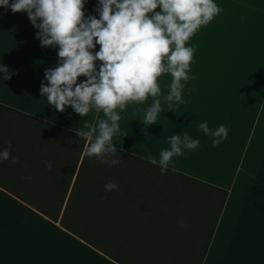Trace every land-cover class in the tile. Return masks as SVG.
<instances>
[{
    "label": "crops",
    "instance_id": "obj_1",
    "mask_svg": "<svg viewBox=\"0 0 264 264\" xmlns=\"http://www.w3.org/2000/svg\"><path fill=\"white\" fill-rule=\"evenodd\" d=\"M97 3L86 0V14L99 18ZM37 31L26 12L13 13L0 6V65L15 73L10 80L0 79V148L11 142V154L18 158L16 163L11 158L0 161V264H134L137 255L153 252L152 245L136 240L203 238L206 235L193 231L203 226L197 218L198 200L175 197L179 191L202 187L216 193L215 187L220 188L226 196L205 237L210 233L201 264H264V26L257 34L256 87L242 55L240 86L226 92L224 122L211 129L223 124L229 132L216 147L210 137L207 175L199 170L198 160L185 161L184 151L169 161V170L210 184L188 187L153 182L155 176L167 177L170 171L161 175L159 166L143 161L155 159L159 165L160 152L170 148L161 130L164 117L186 105L182 98L163 99L173 82L171 73L158 77L157 97L149 95L114 110L121 119L112 138L117 148L113 158L121 161L130 154L138 165L125 168L120 162L110 167L85 153V145L98 135V122L108 119L103 109L92 106L83 117L68 106L59 112L41 97L45 69L57 65L58 48L41 47ZM185 46L193 48L186 71L196 81L199 46L195 41ZM181 85L184 89L182 81ZM156 99L161 100L156 123H141ZM85 131L91 134H79ZM48 162H52L51 171ZM108 181L119 185L118 190L106 192ZM27 192H50L53 205L61 207L58 217L39 211L28 201ZM66 206L73 208L78 222L87 224V231L74 232L60 224Z\"/></svg>",
    "mask_w": 264,
    "mask_h": 264
},
{
    "label": "clouds",
    "instance_id": "obj_2",
    "mask_svg": "<svg viewBox=\"0 0 264 264\" xmlns=\"http://www.w3.org/2000/svg\"><path fill=\"white\" fill-rule=\"evenodd\" d=\"M85 3L86 0H0V6L13 13H27L38 30L36 39L41 47L58 48L57 65L45 69L41 97H46L47 103L59 112L68 106L83 117L92 106L103 109L108 119L98 122V135L85 145V153L111 167L121 162L113 158L117 148L112 138L121 119L114 110L123 109L130 101H144L149 95L157 97L161 91L157 79L165 72L171 73L173 82L163 99L179 101L181 81L188 79L186 70L193 57V48L186 47V42L221 9L214 0H98L97 18L86 14ZM158 7L160 12L155 11ZM97 45L101 47L94 51ZM0 73L3 80L15 75L3 64ZM82 76L85 79L78 83ZM160 110L161 100L156 99L141 123H156ZM199 127L212 137L213 147L229 132L223 124L215 131L209 129L207 122ZM144 131L147 134L146 128ZM79 134L87 137L91 133ZM168 141L170 148L160 152L161 175L167 174L174 155H180L182 149L194 150L200 143L187 132L171 135ZM12 147L9 142L0 148V161L11 158L12 163L17 162L18 158L11 154ZM47 169L52 170V162L47 163ZM118 188L111 181L104 185L106 192Z\"/></svg>",
    "mask_w": 264,
    "mask_h": 264
},
{
    "label": "rangeland",
    "instance_id": "obj_3",
    "mask_svg": "<svg viewBox=\"0 0 264 264\" xmlns=\"http://www.w3.org/2000/svg\"><path fill=\"white\" fill-rule=\"evenodd\" d=\"M214 3L221 11L208 24L201 25L188 40L190 43L195 41L199 46L200 75L196 81L195 78L182 80L184 89L182 87L183 95L180 102L186 104L184 110L178 113L169 112L168 116L165 115L161 128L167 141L171 135L182 136L184 132H187L191 138L199 140L200 143L196 149H182V152L184 151L187 155L185 161L198 160L199 170L206 175L210 158L209 140L211 136L204 134L200 127L198 130V124L207 122L211 130L215 129L220 122H224L225 94L231 87L240 86L242 55L247 58L248 70L253 74L251 75L252 87H256L257 34L258 28L264 26V0H214ZM212 58H217V61L215 62ZM244 64L246 67L247 62ZM170 85H168L169 90ZM194 88L196 94L193 93ZM209 89L212 90L208 91ZM192 99L196 104H193ZM171 113L173 116H170ZM198 134L201 135L199 136L201 140ZM160 136H162L161 133ZM173 161L177 162L175 159ZM170 181L181 180L171 177ZM178 193L180 195L175 197L198 200L200 211L197 218L199 221L202 220V225L205 227L201 226L193 231L199 232L200 236H207L222 194L208 190H187ZM205 237L179 241V245L183 246L186 252L191 255L194 253L189 264H196L204 248ZM166 241L169 244L174 240ZM169 257L166 255L167 259Z\"/></svg>",
    "mask_w": 264,
    "mask_h": 264
},
{
    "label": "trees",
    "instance_id": "obj_4",
    "mask_svg": "<svg viewBox=\"0 0 264 264\" xmlns=\"http://www.w3.org/2000/svg\"><path fill=\"white\" fill-rule=\"evenodd\" d=\"M122 152V151H121ZM127 154L126 152H122ZM128 155V154H127ZM146 164H150L151 166H159L157 164L151 163L149 161L146 162V160H143ZM138 161L132 159L129 156H122L121 157V166L125 167V168H132L135 167ZM145 164V165H146ZM170 173L167 177H162V176H155L152 181H162V182H166L169 184H182L185 186H191V185H198V186H210V184L193 178L191 176L173 171V170H169ZM177 178L180 179L181 181H170V178ZM187 180V182L185 181ZM185 187V188H187ZM191 188V187H189ZM218 193L222 194V198L220 201V204L218 206V209L215 213L216 218L219 215V211L220 208L222 206V203L224 201V198L226 196V191L220 189V188H216ZM201 190H208L205 188H201ZM184 191H187V189H185ZM211 191L213 193H216L212 190H208ZM180 193L183 191H179ZM28 196L30 197L27 198L28 201H30V203L34 204L35 207L41 211L42 213H44L45 215L56 219L58 217V215L60 214L61 211V207L60 206H55L53 205V199H52V195L50 192H27ZM73 211V208H71L70 206H66L63 210V213L61 215L60 218V224L74 232H82V231H87V229L85 228V225L87 224H83L82 222H78L77 218L75 216H73L75 213ZM206 211V210H205ZM74 213V214H73ZM110 226L114 227L115 224H109ZM210 238V233L208 235V238H206V242L204 245L203 250L201 251L198 260L196 262V264H201L205 251H206V247H207V242ZM169 240H174L173 242H169V244L167 243L166 240H136L137 242H141V243H147V245H152V249L153 252L152 253H147L146 254H140L137 255L135 257L136 261L134 262V264H189V262L191 261V257L192 255H194V253L189 254V252H186L183 246L179 245V241L180 240H175V239H169ZM126 242H130L133 243L134 240L131 239H127L124 240ZM179 249V252H177V250ZM166 255H169V259L166 258Z\"/></svg>",
    "mask_w": 264,
    "mask_h": 264
}]
</instances>
